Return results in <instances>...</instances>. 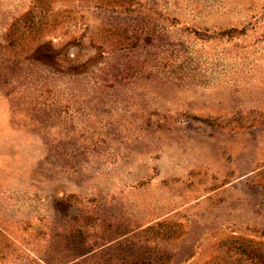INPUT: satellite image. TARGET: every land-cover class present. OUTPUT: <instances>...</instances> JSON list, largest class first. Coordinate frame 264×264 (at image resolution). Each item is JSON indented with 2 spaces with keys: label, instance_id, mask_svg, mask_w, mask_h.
<instances>
[{
  "label": "rangeland",
  "instance_id": "1",
  "mask_svg": "<svg viewBox=\"0 0 264 264\" xmlns=\"http://www.w3.org/2000/svg\"><path fill=\"white\" fill-rule=\"evenodd\" d=\"M0 264H264V0H0Z\"/></svg>",
  "mask_w": 264,
  "mask_h": 264
}]
</instances>
